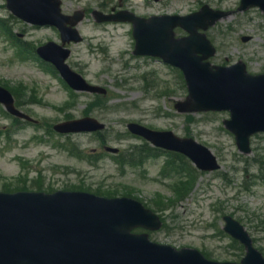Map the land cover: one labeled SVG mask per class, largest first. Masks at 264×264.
Listing matches in <instances>:
<instances>
[{
    "label": "rangeland",
    "instance_id": "rangeland-1",
    "mask_svg": "<svg viewBox=\"0 0 264 264\" xmlns=\"http://www.w3.org/2000/svg\"><path fill=\"white\" fill-rule=\"evenodd\" d=\"M102 2L124 8L133 4L141 12L152 10L146 0H65L64 9L66 13L98 9ZM4 4L0 0V6ZM203 5L235 12L207 32L217 48L210 62L215 66L243 62L250 74L263 73L264 14L260 10L236 13L240 0H162L153 7L168 14L185 15ZM0 17L11 28V33L0 28V83L11 88L24 87L26 94L20 95L21 106L40 122L37 126L18 124L20 127H15L13 120L0 110V190L23 185L30 189L63 190L78 185L92 192L111 190L118 196L132 194L147 205L170 200L174 195L172 184L178 177H174L176 174L161 176L166 171L165 158H152L142 167L129 165L121 170L94 134L60 135L52 130V125L66 121L68 116L83 117L90 96L76 95V105L68 106L70 91L57 76L34 59H19L13 34L19 35L23 43L40 46L48 41L60 42L54 29H38L13 20L4 10ZM79 29L86 41L72 47L68 63L88 81L111 92L105 107H96L90 112L109 126L105 138L110 145L126 150L140 143L136 138L125 137L127 123L138 122L152 129L171 130L180 137L194 138L207 145L222 165L217 173L203 174L192 193L177 207L168 202L172 209L159 213L168 217L170 229L151 233V239L176 248H207L215 252L216 258L231 259L232 254L227 252L232 251L226 249L230 240L217 233V226H223V216L231 214L243 223L256 246L264 252V181L260 178L264 171L255 165V161L264 165V135L253 138V153L246 157L251 168L245 170L247 164L239 158L235 137L223 125L229 113H177L175 103L187 96L179 72L154 59L134 57L130 25L98 26L87 16ZM245 36L251 39L243 42ZM64 144L75 149L80 145L92 162L72 156L61 147ZM228 178H234L238 185L230 186ZM241 183L250 189L239 187Z\"/></svg>",
    "mask_w": 264,
    "mask_h": 264
},
{
    "label": "water",
    "instance_id": "water-1",
    "mask_svg": "<svg viewBox=\"0 0 264 264\" xmlns=\"http://www.w3.org/2000/svg\"><path fill=\"white\" fill-rule=\"evenodd\" d=\"M7 1L8 7L25 21L63 25L59 0ZM252 6L264 10V0H243L240 11ZM224 16L205 7L201 13L188 17L157 19L158 31H153V35L146 32L144 21L137 20V52L161 55L184 71L190 96L187 102L177 105L179 111L231 110L232 121L227 125L237 135L240 148L248 153L249 137L264 131V75L251 77L242 64L213 71L204 61L215 54V49L204 35L197 33V29L208 28ZM178 26L191 36L173 40V29ZM68 54L59 55L56 64L68 83L76 90L105 93L88 85L63 64ZM0 101L20 115L13 108L11 95L1 88ZM102 128L92 119L56 127L61 132ZM129 128L157 146L187 155L202 170L219 168L211 151L192 139L151 131L138 124ZM157 219L140 204L127 199L107 200L76 193L0 194V264H213L204 261L196 251L177 253L169 247L150 244L143 236L129 234L136 226L157 228ZM227 223L226 230L248 247L243 264H264L243 228L231 218H227Z\"/></svg>",
    "mask_w": 264,
    "mask_h": 264
},
{
    "label": "flooded vegetation",
    "instance_id": "flooded-vegetation-1",
    "mask_svg": "<svg viewBox=\"0 0 264 264\" xmlns=\"http://www.w3.org/2000/svg\"><path fill=\"white\" fill-rule=\"evenodd\" d=\"M157 15H160V14H157ZM149 16H152V14H149L148 17H149Z\"/></svg>",
    "mask_w": 264,
    "mask_h": 264
}]
</instances>
